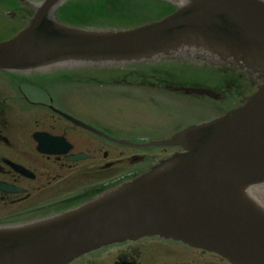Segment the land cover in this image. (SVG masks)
Here are the masks:
<instances>
[{
  "label": "water",
  "instance_id": "water-1",
  "mask_svg": "<svg viewBox=\"0 0 264 264\" xmlns=\"http://www.w3.org/2000/svg\"><path fill=\"white\" fill-rule=\"evenodd\" d=\"M64 1L42 0L27 26L0 42L1 70L197 54L232 60L261 84L242 106L168 140L121 141L183 151L73 210L0 226V264H66L101 246L143 236L181 240L232 264H264V204L253 192L264 186V3L165 0L177 8L162 20L128 30H84L56 21Z\"/></svg>",
  "mask_w": 264,
  "mask_h": 264
},
{
  "label": "flooded vegetation",
  "instance_id": "flooded-vegetation-1",
  "mask_svg": "<svg viewBox=\"0 0 264 264\" xmlns=\"http://www.w3.org/2000/svg\"><path fill=\"white\" fill-rule=\"evenodd\" d=\"M16 6L22 11L23 7ZM21 27L0 25V42ZM195 67L199 72L189 77V69ZM217 70L225 75L219 78L212 74ZM179 81L205 92L183 90L174 84ZM256 85L255 78L232 62L199 57H168L103 69L0 70V226L43 220L72 210L180 151L178 147L121 144L137 143L129 139L145 137L147 133L142 132L151 128L164 132L156 139L164 140L186 127H179L184 123L172 127L164 118L154 124L142 122L140 127L125 126V100L149 106L167 118L164 111L174 99L172 95H183L188 100L181 102L210 109L214 119L241 105ZM99 101H106L107 109L92 107ZM67 264L231 263L179 240L144 236L107 244Z\"/></svg>",
  "mask_w": 264,
  "mask_h": 264
},
{
  "label": "rangeland",
  "instance_id": "rangeland-1",
  "mask_svg": "<svg viewBox=\"0 0 264 264\" xmlns=\"http://www.w3.org/2000/svg\"><path fill=\"white\" fill-rule=\"evenodd\" d=\"M0 4V25H16L17 19L13 18V16L11 15L9 16L8 14L10 12H14L15 9H10V7L6 6V4L3 5L1 1ZM6 13L7 15H5ZM17 25H23V23H19ZM174 84L182 85L185 87L189 86L186 81H179V83L176 82ZM172 97L174 99L167 103L166 110L164 111V115H166L167 118L162 117V115H157L154 109H151V107L149 106H138L135 103H126L127 101L125 100L122 119L123 124L125 126L133 125L140 127V123L142 122L154 124L163 120L162 118H164L170 123L169 125L174 126V124H182L189 122L192 120L190 118H205L208 116V110H206L205 107H196L194 105L189 104L188 102L183 103L180 101L181 99L188 100V97L183 95H172ZM92 107L107 109V104L106 101H99L96 102V104H92ZM187 117H189V119H187ZM142 133H147V135L145 137H135L129 140L137 143L154 141L160 138V134L164 132L156 130L155 128H151ZM261 199L264 201V194Z\"/></svg>",
  "mask_w": 264,
  "mask_h": 264
},
{
  "label": "trees",
  "instance_id": "trees-1",
  "mask_svg": "<svg viewBox=\"0 0 264 264\" xmlns=\"http://www.w3.org/2000/svg\"><path fill=\"white\" fill-rule=\"evenodd\" d=\"M92 4L86 7L76 6L75 9H70L68 11V17L63 18L66 23L73 25L71 20V12L75 10L77 13L87 12L90 14L87 17L96 19H113L117 24L110 23L109 25H74L83 27H100V28H122L129 26L130 23H125L124 21L130 20V15L126 13L127 5L125 2L120 0H92Z\"/></svg>",
  "mask_w": 264,
  "mask_h": 264
},
{
  "label": "bare ground",
  "instance_id": "bare-ground-1",
  "mask_svg": "<svg viewBox=\"0 0 264 264\" xmlns=\"http://www.w3.org/2000/svg\"><path fill=\"white\" fill-rule=\"evenodd\" d=\"M261 203H263V204H264V202H263V201H261Z\"/></svg>",
  "mask_w": 264,
  "mask_h": 264
}]
</instances>
